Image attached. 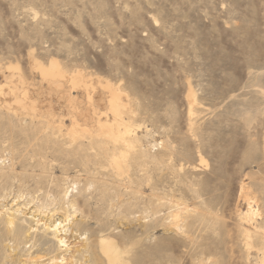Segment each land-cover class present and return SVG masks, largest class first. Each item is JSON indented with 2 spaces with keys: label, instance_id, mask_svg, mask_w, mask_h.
Masks as SVG:
<instances>
[{
  "label": "rangeland",
  "instance_id": "374dc122",
  "mask_svg": "<svg viewBox=\"0 0 264 264\" xmlns=\"http://www.w3.org/2000/svg\"><path fill=\"white\" fill-rule=\"evenodd\" d=\"M122 262L264 264V0H0V264Z\"/></svg>",
  "mask_w": 264,
  "mask_h": 264
},
{
  "label": "bare ground",
  "instance_id": "6f19581e",
  "mask_svg": "<svg viewBox=\"0 0 264 264\" xmlns=\"http://www.w3.org/2000/svg\"><path fill=\"white\" fill-rule=\"evenodd\" d=\"M49 71H52V69L51 70H49ZM51 77H55V78H58V77H60V76H57L56 75V72H54V74H49ZM56 82H59V80L58 81H56ZM112 108H113V111L115 112V114H118V112L119 111H117V102H113L112 101ZM120 123L122 124V120H118V125H120ZM105 127H107V126H105ZM109 127V126H108ZM110 128V127H109ZM249 207V206H248ZM249 208H251V207H249ZM252 209V208H251ZM250 209V210H251ZM49 222H50V220H49ZM46 223V227L50 230V231H53L54 233H55V235H56V237L58 238V242L60 243V244H65L66 243V239L60 234L62 231H60L59 230V227H60V225H61V222H58V221H55V220H52L50 223ZM10 223H13V221H10ZM66 230V229H65ZM177 231V230H176ZM177 235V234H176ZM171 241V240H170ZM107 244V243H106ZM105 244V245H106ZM66 245V244H65ZM73 247V246H72ZM74 247H76V246H74ZM78 247V246H77ZM75 249V248H74ZM78 250V249H77ZM77 250H75V252H77ZM106 250H107V252L113 257V259L116 261H118V260H120V257H119V252H118V250L116 249V248H114L113 246H111V245H109V247L107 246V248H106ZM74 251V250H73ZM72 253H74V252H72ZM126 253V252H125ZM75 254V253H74ZM74 254H72L71 255V257H73L74 256ZM108 254V255H109ZM64 259H67V258H62V260H64ZM54 260V259H53ZM73 260V259H72ZM71 260V261H72ZM130 260V259H129ZM66 262V261H65ZM77 262V261H76ZM66 263H68V262H66ZM66 263H64V264H66ZM70 263V262H69ZM72 263H74V262H72ZM131 263H132V261H131ZM121 264H126V263H121Z\"/></svg>",
  "mask_w": 264,
  "mask_h": 264
}]
</instances>
